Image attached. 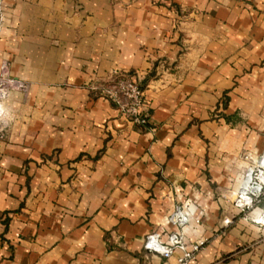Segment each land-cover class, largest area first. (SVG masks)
Here are the masks:
<instances>
[{
  "label": "crops",
  "instance_id": "crops-1",
  "mask_svg": "<svg viewBox=\"0 0 264 264\" xmlns=\"http://www.w3.org/2000/svg\"><path fill=\"white\" fill-rule=\"evenodd\" d=\"M0 16V69L29 85L5 102L0 264H177L144 241L177 230L178 205L198 264H264V226L220 227L244 155L264 154V0H0ZM116 72L148 126L103 95Z\"/></svg>",
  "mask_w": 264,
  "mask_h": 264
},
{
  "label": "built area",
  "instance_id": "built-area-1",
  "mask_svg": "<svg viewBox=\"0 0 264 264\" xmlns=\"http://www.w3.org/2000/svg\"><path fill=\"white\" fill-rule=\"evenodd\" d=\"M3 28V18L0 16V33ZM29 85L26 81L13 76L7 61H3L0 69V139H4L9 128L5 102L13 92L26 93ZM103 95L116 103L122 115L132 124L148 126L150 116L145 90L136 82L134 76L124 72H116L109 77ZM253 155L247 153L244 157ZM264 201V154L253 157V166L248 167L238 188L234 203L238 207L242 219L258 226H264V213L255 215V210ZM169 221L176 231L162 234L157 231L149 233L144 241L146 251L157 254L165 260L176 257L177 264H198V254L204 249L205 241L189 244L184 233L189 223V214L182 206H177L169 215ZM226 226L233 220L226 218ZM178 254V255H177Z\"/></svg>",
  "mask_w": 264,
  "mask_h": 264
},
{
  "label": "rangeland",
  "instance_id": "rangeland-1",
  "mask_svg": "<svg viewBox=\"0 0 264 264\" xmlns=\"http://www.w3.org/2000/svg\"><path fill=\"white\" fill-rule=\"evenodd\" d=\"M247 154V153H246ZM254 157V156H253ZM253 157L251 156V158L249 156L247 157H244V160L247 162V166H246V169L248 167H251L253 166ZM246 171V170H245ZM238 195V189L235 188V189H229V190H226L224 193H222V198L230 204V207L233 209V212L232 214L226 216L224 219H223V222H222V225L220 227L222 228H229L230 226L232 225H235L238 221V219H242V216L241 214L239 213V210H238V207L236 206V204L234 203V199L237 197ZM178 206H181L182 205H178ZM177 207V206H176ZM226 218H230L233 220V223L229 226H226L225 223H224V220ZM247 223H250L249 221H246ZM252 224V223H250ZM199 241H205V246H206V243L207 241L206 240H199ZM192 244V243H191ZM204 246V248H205Z\"/></svg>",
  "mask_w": 264,
  "mask_h": 264
},
{
  "label": "trees",
  "instance_id": "trees-1",
  "mask_svg": "<svg viewBox=\"0 0 264 264\" xmlns=\"http://www.w3.org/2000/svg\"><path fill=\"white\" fill-rule=\"evenodd\" d=\"M126 75L133 76V73H126ZM142 87V86H141ZM143 88V87H142Z\"/></svg>",
  "mask_w": 264,
  "mask_h": 264
}]
</instances>
